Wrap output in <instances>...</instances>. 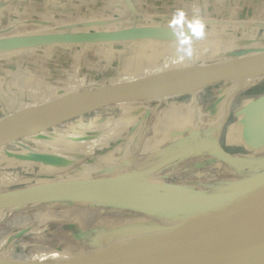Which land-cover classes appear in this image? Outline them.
Here are the masks:
<instances>
[{
	"label": "crops",
	"instance_id": "1",
	"mask_svg": "<svg viewBox=\"0 0 264 264\" xmlns=\"http://www.w3.org/2000/svg\"><path fill=\"white\" fill-rule=\"evenodd\" d=\"M241 46L264 49V0H0V97L16 92L17 84L32 100L38 92L45 98L63 96L87 83L112 85L158 75L151 81ZM262 85L258 81L252 87ZM29 102H17L10 110ZM256 102L249 103L248 116L238 114L240 122L220 140L233 156L250 157L264 148V105ZM194 107L201 116V108ZM190 115L191 110L151 121L129 111L117 122L105 118L96 128L80 127L84 130L77 136L43 130L38 137L46 139L48 155L74 165L71 175L81 178L132 164L136 157L154 160L167 147L176 152L187 140L190 129L184 124ZM157 131H163L161 140ZM198 139L208 137L204 133ZM1 150L0 158L14 157L25 170L35 157L48 166L45 155ZM80 166L86 170L78 171Z\"/></svg>",
	"mask_w": 264,
	"mask_h": 264
},
{
	"label": "rangeland",
	"instance_id": "2",
	"mask_svg": "<svg viewBox=\"0 0 264 264\" xmlns=\"http://www.w3.org/2000/svg\"><path fill=\"white\" fill-rule=\"evenodd\" d=\"M257 50H259L258 47L241 46L235 52L229 51L216 55L232 58ZM209 59L210 57H205V59L196 61L194 66L203 67L210 63ZM101 66L97 69L101 70ZM178 66L167 69L160 74L175 71ZM155 76L132 78L131 82H138ZM258 76L248 81L249 83L241 85L232 78H223L192 92L174 96L168 101L154 100L128 104H121L119 101H106L81 112L73 113L45 129L52 132L68 131L69 135L77 136L78 133H82L84 130L79 131L78 128L80 127H84L85 131L96 128L104 125L105 120L103 119L105 118L117 122L129 111L138 113L140 119L147 116L152 118L151 121H154L155 118L161 115H174L178 118L179 115L191 110L192 115L188 117L184 124L190 129L185 135L187 139L183 143L185 146L183 144L177 145L176 152L167 147L162 152L163 155L154 160H146L147 157H139V159L136 157L134 161L132 160V164H120L117 168L97 171L92 175L79 178L78 175H71L74 165L68 167L62 160L54 159L47 154L49 149L43 143L46 139L38 137L42 131L25 138L0 143V149L4 154L5 152L19 153L27 150L28 153L34 156L45 155L48 160L46 162L48 166H44L40 165L41 159L35 157L33 160L34 165L25 170L22 162L14 157L11 159L9 157L0 158L3 161L0 165V194L70 179L110 181L111 184L109 188L101 189L99 193L88 196L74 194L23 204L21 207L0 206V241L9 239L7 244L4 245L8 257L15 264L34 261L43 264L76 263L89 259L93 256L91 252L97 249L105 251L112 247L130 243L133 247L123 250L130 251L137 249L140 245L143 246L154 240L173 235L178 230L195 226L188 225L187 222L165 223L158 221L156 223L155 220L145 215L139 207L130 204L135 190L133 188L143 185L139 183L134 185L121 184L125 180H108L110 179L109 176L155 171L168 184L204 189L207 192L241 188L247 189L249 192L257 187L261 183L259 180L264 178V148L256 152H250L252 157L262 160L261 164L257 165L260 168L257 166L250 168L241 163L237 166L228 165L212 156L210 152L200 149L197 151L194 145L199 144L198 138L204 133L210 141L216 138L218 134H220L222 142L230 136V132L227 134V131L230 130L233 123L238 124L240 122V119L237 118L238 114L244 113L248 116L249 103L253 100L259 101L264 96V85L252 87L258 81L264 84V79ZM109 85L111 84H83L77 86L79 91L76 94L97 90ZM20 87L17 84L16 92L0 97V118L18 109L10 110L17 102L29 100L32 101L29 103H34L45 98V96L41 97V92H38L32 95L31 100V95L25 97L21 94L25 90L20 89ZM196 105L201 108V116H197L192 110L193 106L196 108ZM244 107L246 108L244 109ZM222 121L224 125H222ZM71 130H75V133ZM157 132H159L157 140H161L163 131ZM63 138L65 139V137ZM53 161H61L62 163H54ZM80 170L83 172L86 169L84 170L80 166L78 171ZM112 171L118 173L115 174ZM5 179H9V183H5ZM10 179L16 180L12 183ZM119 182L121 185H119ZM150 190L156 192L152 188ZM36 203L40 204L30 206ZM39 262L36 263L40 264Z\"/></svg>",
	"mask_w": 264,
	"mask_h": 264
},
{
	"label": "bare ground",
	"instance_id": "3",
	"mask_svg": "<svg viewBox=\"0 0 264 264\" xmlns=\"http://www.w3.org/2000/svg\"><path fill=\"white\" fill-rule=\"evenodd\" d=\"M257 51L258 52H250L249 54L232 58L221 57L200 68L195 66L186 67L182 70L168 74L165 77L147 81L143 88H137L130 95L118 92L114 93L112 96L101 97L97 100L98 102L119 101L121 104L137 103L142 101L148 102L154 100L168 101L174 96L192 92L206 84L212 83L217 80L218 77L225 74H230L228 77L232 78L238 82L239 85H241L247 83L258 75L264 74V49ZM148 84H153L154 87L150 88ZM76 92L77 91L75 90L63 96L51 95L38 102L22 105L14 112L7 113V115L0 118V131L22 130L31 124L41 122L45 118L52 116L65 108H74L78 105H88L91 95L88 93L76 94ZM113 173L116 174L118 172L115 171ZM109 177L110 179L108 180H125V182L121 184L134 185L139 183L143 186L139 185L140 187L138 188L146 186L144 188H148L149 190L151 188L154 189L156 191L155 193L151 190L149 192L142 193L134 190V194L132 195L133 199L129 196L132 200H130L131 203H129L139 207L143 210L145 215H148L150 218L155 220L156 223L158 221H163L165 223L187 222L188 225H195L184 229H194L199 225L213 220L217 214L234 205H238L247 199L264 196V178L259 180L261 183L249 192L244 188L207 192L204 189H194L185 186L168 184L163 181L155 171H143ZM98 182L101 181H86L85 189L81 192H76V195L79 194L88 196L93 193L97 194L101 189L109 188L111 185L110 181H102L104 182V187L101 188L98 185ZM121 184L119 182V185ZM32 189L27 188L0 194V204L13 202ZM66 195L67 194L62 193H50L32 202L44 201L50 198H61ZM38 204L40 203L32 204L30 206L33 207ZM24 207L26 206L24 205ZM181 230L174 232V234ZM8 240L9 239H4L0 241V264H15L11 258L8 257L7 251L4 250V245L7 244ZM131 247H133L132 244L126 243L120 246L112 247L105 251L97 249L91 252L93 256L89 257V259L81 260L76 263L65 264H110L115 262L123 254L132 251H123ZM24 264L37 263L30 262Z\"/></svg>",
	"mask_w": 264,
	"mask_h": 264
},
{
	"label": "water",
	"instance_id": "4",
	"mask_svg": "<svg viewBox=\"0 0 264 264\" xmlns=\"http://www.w3.org/2000/svg\"><path fill=\"white\" fill-rule=\"evenodd\" d=\"M228 75L230 74L220 76L215 81L230 78ZM150 79L112 84L97 90L83 92L91 95L88 105L65 108L22 130L0 131V143L25 138L31 134L41 132L73 113L81 112L102 103L103 101L98 102V98L112 96L118 92L130 95L137 88H143ZM148 86L150 88L154 87L153 84H148ZM256 103L264 105V96ZM198 140L199 144L194 145L197 151L200 149L210 152L212 156L228 165L237 166L241 163L246 167H253L261 164L262 160H257L252 156L237 157L228 153L220 144V134L211 141L210 139ZM98 185L103 188L104 182H98ZM85 187L86 181L81 179L50 182L34 187V189L29 187L32 190L28 193L23 194L13 202L0 204V206L21 207L23 204L50 193L74 195L76 192L83 191ZM135 191L142 193L150 190L142 187L135 188ZM110 264H264V196L247 199L238 205H234L217 214L213 220L194 229H184L173 235L140 246L123 254Z\"/></svg>",
	"mask_w": 264,
	"mask_h": 264
},
{
	"label": "trees",
	"instance_id": "5",
	"mask_svg": "<svg viewBox=\"0 0 264 264\" xmlns=\"http://www.w3.org/2000/svg\"><path fill=\"white\" fill-rule=\"evenodd\" d=\"M41 242V241H40Z\"/></svg>",
	"mask_w": 264,
	"mask_h": 264
}]
</instances>
